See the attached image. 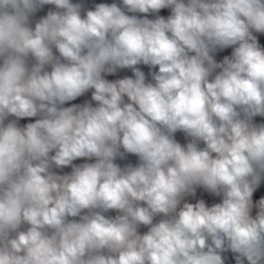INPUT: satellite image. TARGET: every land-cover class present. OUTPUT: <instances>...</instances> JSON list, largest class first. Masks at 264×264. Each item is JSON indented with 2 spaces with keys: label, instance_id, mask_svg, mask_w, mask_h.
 <instances>
[{
  "label": "clouds",
  "instance_id": "obj_1",
  "mask_svg": "<svg viewBox=\"0 0 264 264\" xmlns=\"http://www.w3.org/2000/svg\"><path fill=\"white\" fill-rule=\"evenodd\" d=\"M262 38L264 0H0V264H264Z\"/></svg>",
  "mask_w": 264,
  "mask_h": 264
},
{
  "label": "crops",
  "instance_id": "obj_2",
  "mask_svg": "<svg viewBox=\"0 0 264 264\" xmlns=\"http://www.w3.org/2000/svg\"><path fill=\"white\" fill-rule=\"evenodd\" d=\"M95 2H107V3H111V2H113V0H95ZM164 14L167 15L168 12H164ZM261 42L264 43V38H262ZM230 52H231V49L224 50V51L219 52L218 54H216L215 58L219 61V60L222 59L223 55L230 54ZM140 67L142 68V70H144L147 73L148 69H147L146 66H140ZM118 75L120 77H123L125 75H131V71L130 70H121L118 73ZM108 78L109 79H114L115 77H108ZM82 99H84V98H78L77 101L72 102V103L80 102V100H82ZM257 119L259 120L260 118H257ZM177 139H179V140H181L183 142V136H182V134L178 133L177 134ZM118 162H120L122 164L123 163H127V162H131V163L135 164L137 162V158L134 157V156L129 155L128 158H127V161H118ZM65 171H68V170L66 169ZM256 195L259 196L260 195V192H257Z\"/></svg>",
  "mask_w": 264,
  "mask_h": 264
}]
</instances>
